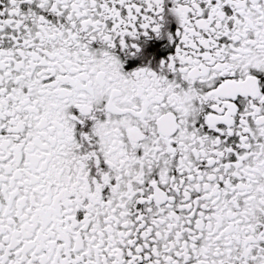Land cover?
<instances>
[{
	"label": "snow or ice",
	"instance_id": "6c2138e0",
	"mask_svg": "<svg viewBox=\"0 0 264 264\" xmlns=\"http://www.w3.org/2000/svg\"><path fill=\"white\" fill-rule=\"evenodd\" d=\"M0 264H264V0H0Z\"/></svg>",
	"mask_w": 264,
	"mask_h": 264
}]
</instances>
